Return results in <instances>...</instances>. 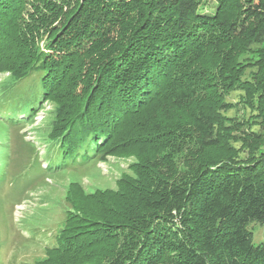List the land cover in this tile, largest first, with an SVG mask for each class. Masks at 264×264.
Listing matches in <instances>:
<instances>
[{"label": "trees", "instance_id": "trees-1", "mask_svg": "<svg viewBox=\"0 0 264 264\" xmlns=\"http://www.w3.org/2000/svg\"><path fill=\"white\" fill-rule=\"evenodd\" d=\"M35 71L48 171L135 163L115 189L71 183L27 264H264V0H0V75Z\"/></svg>", "mask_w": 264, "mask_h": 264}, {"label": "rangeland", "instance_id": "rangeland-1", "mask_svg": "<svg viewBox=\"0 0 264 264\" xmlns=\"http://www.w3.org/2000/svg\"><path fill=\"white\" fill-rule=\"evenodd\" d=\"M41 77L37 71L18 81L8 74L0 75V120H20L17 127L0 124V142L7 141L10 156L7 176L0 183V264L32 263L55 246L65 220V196L71 183L81 185L87 194L115 189L122 176L132 175L130 165L135 163L133 157H109L104 162H83L68 170L48 171L54 155L47 143L54 107L45 103L33 118L25 115L42 101ZM236 98L233 94L229 100ZM251 229L258 246L264 242V228L252 224Z\"/></svg>", "mask_w": 264, "mask_h": 264}]
</instances>
